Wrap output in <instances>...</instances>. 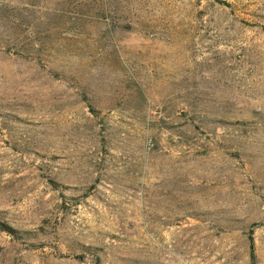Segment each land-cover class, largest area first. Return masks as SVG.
Masks as SVG:
<instances>
[{"label":"rangeland","instance_id":"1","mask_svg":"<svg viewBox=\"0 0 264 264\" xmlns=\"http://www.w3.org/2000/svg\"><path fill=\"white\" fill-rule=\"evenodd\" d=\"M0 264H264V0H0Z\"/></svg>","mask_w":264,"mask_h":264},{"label":"trees","instance_id":"2","mask_svg":"<svg viewBox=\"0 0 264 264\" xmlns=\"http://www.w3.org/2000/svg\"><path fill=\"white\" fill-rule=\"evenodd\" d=\"M1 224H3V226H7L4 223H1ZM251 239H252V241H251V257H252V260L255 262L256 261L255 244H254L253 237Z\"/></svg>","mask_w":264,"mask_h":264}]
</instances>
